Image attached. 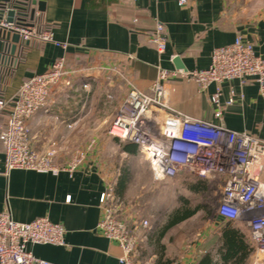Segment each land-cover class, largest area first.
I'll list each match as a JSON object with an SVG mask.
<instances>
[{
    "label": "crops",
    "instance_id": "1",
    "mask_svg": "<svg viewBox=\"0 0 264 264\" xmlns=\"http://www.w3.org/2000/svg\"><path fill=\"white\" fill-rule=\"evenodd\" d=\"M41 1L45 7L36 13V24L51 32L52 41L17 44L14 64L0 75L1 101L5 104L0 132L19 86L63 58L69 85L53 88L44 109L28 121L29 143L39 153L54 144L59 166L66 165L77 151L84 152L85 159L72 173H7L0 140V212L8 209L18 223L48 218L62 227L64 245H27L28 252L40 260L52 264H118L122 256L119 245L97 231L99 198L109 188L115 197L122 198L124 193L117 190L125 169L127 182L130 180L128 167L122 169L109 158L111 144L112 152L123 160L140 153L126 152L129 142L122 144L108 134L117 109L129 89L150 94L159 70L177 71L175 58L188 72L207 69L212 51L231 45L237 37L251 43L255 54L264 58V0H186L183 6L180 0ZM158 23L164 27L166 42L162 54L150 42ZM218 87L219 106L223 108L220 121L214 117L217 106L211 100ZM166 91L167 105L176 113L264 139V104L252 80L244 84L226 81L201 89L193 80L177 77L166 83ZM231 91L234 102L227 106ZM168 217L143 238L135 219L123 220L138 239L135 264H197L206 253L216 257L217 249L213 253L204 248L208 236L188 247L181 243L170 247L169 230L160 235ZM226 223L216 214L213 227Z\"/></svg>",
    "mask_w": 264,
    "mask_h": 264
},
{
    "label": "built area",
    "instance_id": "2",
    "mask_svg": "<svg viewBox=\"0 0 264 264\" xmlns=\"http://www.w3.org/2000/svg\"><path fill=\"white\" fill-rule=\"evenodd\" d=\"M186 4L180 0L179 5ZM29 13V11H27ZM39 13V12H36ZM35 13V15H36ZM0 20V30L16 33L20 43L32 40L51 42L47 28H38L33 20L24 18L20 25ZM150 42L159 54L166 48L164 27L158 23ZM1 43V41H0ZM0 62L12 66L10 42L2 43ZM69 72L63 58L50 69L33 75L16 91L5 127L0 132L4 146L6 172L12 170L52 173H72L85 159L82 151L64 166L56 164L57 149L54 144L44 153L36 152L29 143L28 121L46 106L53 88L67 82ZM181 77L193 80L201 89L211 84L238 80L244 84L252 80L264 104V58L257 56L253 45L237 37L231 45L215 48L207 69L188 71L159 70L150 94L129 89L116 111L108 129L111 137L135 144L148 163L154 182H163L179 174L201 179H220L222 192L217 215L227 222L245 226L252 247L249 264H264V139L227 130L176 113L168 107L166 83ZM235 93L231 91L226 105H232ZM220 89L211 100L217 109L214 117L222 119L219 106ZM0 100V113L4 110ZM115 196L109 188L99 198L101 218L97 231L106 239L116 242L122 250L118 264H135L137 237L118 217L114 207ZM137 220V221H136ZM134 223L147 228L148 221L137 217ZM64 245V230L48 218H38L29 223L13 221L8 209L0 212V264H52L34 257L27 245Z\"/></svg>",
    "mask_w": 264,
    "mask_h": 264
},
{
    "label": "rangeland",
    "instance_id": "3",
    "mask_svg": "<svg viewBox=\"0 0 264 264\" xmlns=\"http://www.w3.org/2000/svg\"><path fill=\"white\" fill-rule=\"evenodd\" d=\"M121 143L123 144L124 141ZM113 147L111 144L109 158L118 163L122 169L127 166L130 172V180L127 182L122 198L115 197L114 207L118 217L127 222L137 217L148 221L147 228H141L142 230L139 231L143 238L147 232H153L161 227L177 207L196 209L195 215L190 220L168 231L170 247L176 248L179 243L188 247L195 240L208 236L203 244L204 248L211 249L214 253L219 245L217 244L219 237L217 232L223 228V225L213 227L222 192L221 180L201 179L192 175L179 174L172 180L156 183L151 178L147 162L140 154L123 160L117 153L112 152ZM236 226H239L247 236L245 226L240 224Z\"/></svg>",
    "mask_w": 264,
    "mask_h": 264
},
{
    "label": "trees",
    "instance_id": "4",
    "mask_svg": "<svg viewBox=\"0 0 264 264\" xmlns=\"http://www.w3.org/2000/svg\"><path fill=\"white\" fill-rule=\"evenodd\" d=\"M35 21L38 22L37 18H35ZM7 67L8 65L0 62V75L6 72ZM1 98L0 92V100ZM125 150L128 153L136 154L138 148L135 144L128 143ZM127 177L128 171L125 169L118 181V194L124 192ZM204 184L206 183L204 182ZM195 213L196 209L189 210L184 207H178L169 215L167 224L162 228L160 235L162 236L166 231L191 218ZM252 251L248 235L246 236L236 224L227 222L219 233V245L216 257H213L210 253H206L199 258L197 264H248Z\"/></svg>",
    "mask_w": 264,
    "mask_h": 264
},
{
    "label": "water",
    "instance_id": "5",
    "mask_svg": "<svg viewBox=\"0 0 264 264\" xmlns=\"http://www.w3.org/2000/svg\"><path fill=\"white\" fill-rule=\"evenodd\" d=\"M44 7L45 4L41 0H0V20L5 16L6 23L16 22L20 25L24 18L29 17L30 20H33L35 13L43 12ZM0 41L1 49L4 47L2 43L10 42L11 55H14L16 46L20 42L18 34L4 32L2 30H0ZM173 64L175 69L186 71L179 58H175Z\"/></svg>",
    "mask_w": 264,
    "mask_h": 264
}]
</instances>
